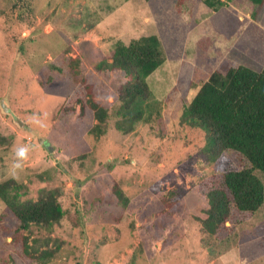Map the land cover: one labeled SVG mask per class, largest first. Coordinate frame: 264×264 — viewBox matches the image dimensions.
I'll list each match as a JSON object with an SVG mask.
<instances>
[{"label":"rangeland","instance_id":"obj_1","mask_svg":"<svg viewBox=\"0 0 264 264\" xmlns=\"http://www.w3.org/2000/svg\"><path fill=\"white\" fill-rule=\"evenodd\" d=\"M14 1L0 0V181L23 183L31 199L59 188L65 215L51 231L34 229L27 252L22 234L11 236L1 218L0 198V264H264V205L254 213L233 207L214 237L202 232L207 191L223 185L224 172L251 166L234 150L211 160L209 129L181 120L201 83L221 67L214 12L197 0H33L27 26L8 22ZM230 1L244 12L254 7ZM152 34L166 58L147 78L161 115L123 133L114 111L127 77L96 65L117 41ZM243 38L264 66V36ZM87 86L111 111L104 135L90 133L97 120ZM62 108L74 110L59 117ZM46 241L54 253L41 259Z\"/></svg>","mask_w":264,"mask_h":264},{"label":"trees","instance_id":"obj_2","mask_svg":"<svg viewBox=\"0 0 264 264\" xmlns=\"http://www.w3.org/2000/svg\"><path fill=\"white\" fill-rule=\"evenodd\" d=\"M250 1L256 7L253 17L258 18L264 8V0ZM201 2L218 12L226 5L225 0H197V5ZM32 3L33 0H15L7 12L8 22L31 26L33 22L26 19L33 17ZM205 41L201 42L205 44ZM165 59L159 36L152 34L132 39L129 43L117 41L111 57L97 63L98 71L119 70L127 77L119 89L118 105L114 111L119 131L133 132L138 123L160 117L161 103L154 99L147 78ZM73 61V67H79V59L73 58ZM69 72L71 76L85 80L81 71H73L70 67ZM87 87L88 104L97 120L90 133L104 135L111 111L95 99L92 86ZM71 110L74 109L62 108L58 116L62 117ZM181 118L183 123L192 122L209 129V143L205 145V151L211 160L224 158L227 150H234L244 155L251 165L224 172L223 185L207 191L208 208L205 218L201 219L202 232L214 237L228 220L233 207L254 213L264 205V182L255 172L264 173V66L259 68L240 63L212 71L208 79L201 83L196 95L184 106ZM24 188L27 187L23 183L12 178L0 181V198L6 204L1 218L9 220L7 228L11 236L15 238L16 234H22L28 252L27 248L32 245L29 234L34 229L51 231L60 224L65 211L59 201V188L41 190L38 199L24 198L23 194L27 191ZM114 193L124 206L129 204L128 197L117 185ZM169 195L168 204L175 210L179 202L178 194L171 191ZM163 203L164 206L167 204L166 198ZM48 246L49 242L43 243L44 250L39 254L41 259L54 253V249L46 248Z\"/></svg>","mask_w":264,"mask_h":264},{"label":"crops","instance_id":"obj_3","mask_svg":"<svg viewBox=\"0 0 264 264\" xmlns=\"http://www.w3.org/2000/svg\"><path fill=\"white\" fill-rule=\"evenodd\" d=\"M225 3L226 5L221 7L219 12L212 10L214 12L215 31L213 35L214 54L220 58L221 63L219 62V65L225 67L226 63L230 65L244 63L262 67L258 66V62L250 56L249 46L242 44V40H244L243 37L246 33H255L258 34V37L264 36V8L260 11L258 18H254L255 5L244 12L230 0H225ZM199 5L196 3V6ZM235 28L237 30L231 33Z\"/></svg>","mask_w":264,"mask_h":264}]
</instances>
